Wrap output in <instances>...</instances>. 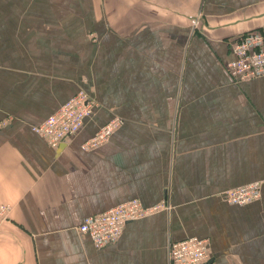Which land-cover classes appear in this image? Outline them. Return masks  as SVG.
I'll return each mask as SVG.
<instances>
[{
	"label": "crops",
	"instance_id": "obj_1",
	"mask_svg": "<svg viewBox=\"0 0 264 264\" xmlns=\"http://www.w3.org/2000/svg\"><path fill=\"white\" fill-rule=\"evenodd\" d=\"M251 30L264 0H0V264H168L187 236L210 264H264V75L227 69ZM79 90L94 111L54 148L34 127ZM132 199L168 206L103 248L79 231Z\"/></svg>",
	"mask_w": 264,
	"mask_h": 264
},
{
	"label": "built area",
	"instance_id": "obj_2",
	"mask_svg": "<svg viewBox=\"0 0 264 264\" xmlns=\"http://www.w3.org/2000/svg\"><path fill=\"white\" fill-rule=\"evenodd\" d=\"M234 59L228 62L227 69L235 79H249L264 75V33L251 30L241 34L232 42ZM96 102L84 90H79L65 101L54 113L34 127L54 148L66 144L83 126L85 119L94 111ZM120 118L104 124L83 146L93 147L105 141L120 125ZM260 183L252 182L229 188L223 192L231 203L245 204L259 198ZM166 201L145 206L138 199L117 204L104 212L86 216L79 225L80 232L88 234L96 247L103 248L113 243L125 225L145 217L158 209L167 207ZM9 206L0 204V222L8 215ZM211 259L208 237L187 236L172 240L169 246L168 264H209Z\"/></svg>",
	"mask_w": 264,
	"mask_h": 264
},
{
	"label": "rangeland",
	"instance_id": "obj_3",
	"mask_svg": "<svg viewBox=\"0 0 264 264\" xmlns=\"http://www.w3.org/2000/svg\"><path fill=\"white\" fill-rule=\"evenodd\" d=\"M5 219H6V218H5ZM1 222H2V221H1ZM1 222H0V223H1ZM209 264H210V263H209Z\"/></svg>",
	"mask_w": 264,
	"mask_h": 264
}]
</instances>
